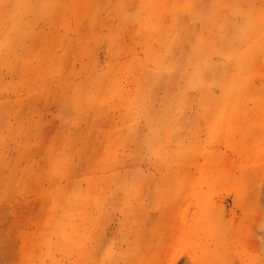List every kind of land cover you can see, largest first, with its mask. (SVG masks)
Returning <instances> with one entry per match:
<instances>
[{
	"label": "rangeland",
	"instance_id": "obj_1",
	"mask_svg": "<svg viewBox=\"0 0 264 264\" xmlns=\"http://www.w3.org/2000/svg\"><path fill=\"white\" fill-rule=\"evenodd\" d=\"M0 264H264V0H0Z\"/></svg>",
	"mask_w": 264,
	"mask_h": 264
}]
</instances>
